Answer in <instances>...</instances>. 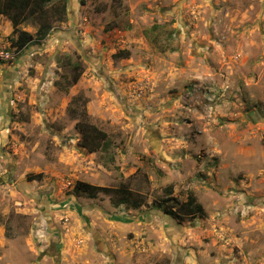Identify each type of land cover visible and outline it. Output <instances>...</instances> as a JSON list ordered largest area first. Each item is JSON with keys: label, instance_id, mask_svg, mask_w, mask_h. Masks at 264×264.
Masks as SVG:
<instances>
[{"label": "rangeland", "instance_id": "obj_1", "mask_svg": "<svg viewBox=\"0 0 264 264\" xmlns=\"http://www.w3.org/2000/svg\"><path fill=\"white\" fill-rule=\"evenodd\" d=\"M65 1L22 51L0 19L15 53L0 86L25 57L0 110V264H264V0ZM78 122L106 135L99 151ZM77 181L145 204L75 196ZM189 194L202 214L165 213Z\"/></svg>", "mask_w": 264, "mask_h": 264}, {"label": "trees", "instance_id": "obj_2", "mask_svg": "<svg viewBox=\"0 0 264 264\" xmlns=\"http://www.w3.org/2000/svg\"><path fill=\"white\" fill-rule=\"evenodd\" d=\"M92 1V0H90ZM94 1V0H93ZM83 0L81 4H83ZM5 18L12 27L11 46L17 51H22L33 41L44 40L52 31L56 24L63 23L66 20V1L65 0H0V19ZM32 22L34 24V34L23 30V27ZM127 53H118L115 58H128ZM80 77L77 74L68 84V87L74 85ZM76 98H72L70 103ZM84 114V113H83ZM82 114V116H83ZM85 120V117L83 119ZM76 130L81 134L79 147L86 149L90 153L99 151L102 143L106 140V135L100 132L96 127L86 122H78L75 125ZM40 175L30 176L29 181L39 180ZM75 196H81L87 199H95L100 193L110 195V203L114 208L125 207L126 209L137 210L145 204V197L121 185L113 190L77 181L72 189ZM113 194V195H112ZM112 195V196H111ZM173 218L184 219V217H193L202 214L203 210L193 197L189 194L187 201L177 208V212L164 210Z\"/></svg>", "mask_w": 264, "mask_h": 264}, {"label": "crops", "instance_id": "obj_3", "mask_svg": "<svg viewBox=\"0 0 264 264\" xmlns=\"http://www.w3.org/2000/svg\"><path fill=\"white\" fill-rule=\"evenodd\" d=\"M68 6H72V10L76 9V4L77 1L76 0H68ZM73 14V13H72ZM71 19V17H70ZM71 21H73L71 19ZM70 21V22H71ZM7 31L10 29L11 30V26H9V22H7ZM74 28V25H73ZM24 58L22 57L19 61H17L15 64H13L12 66H10L8 68L7 73L5 74V78L3 81H1V86H0V93H1V99H0V110H4L5 113L4 114H10L12 111V106H14V100L11 98V92L14 90L17 91V88L19 87V81H16V79L19 77V74L22 73L23 70V65H24ZM6 66H2V70L4 71ZM13 77V79H12ZM27 86H32L31 84H27ZM45 87V85L43 86ZM36 89H38V86H36ZM8 90L10 92H8ZM12 90V91H11ZM54 90V89H53ZM7 91V92H6ZM38 91V90H35Z\"/></svg>", "mask_w": 264, "mask_h": 264}, {"label": "built area", "instance_id": "obj_4", "mask_svg": "<svg viewBox=\"0 0 264 264\" xmlns=\"http://www.w3.org/2000/svg\"><path fill=\"white\" fill-rule=\"evenodd\" d=\"M15 58V53L14 52H10L9 49L2 47L0 45V63H9L11 61H13Z\"/></svg>", "mask_w": 264, "mask_h": 264}]
</instances>
